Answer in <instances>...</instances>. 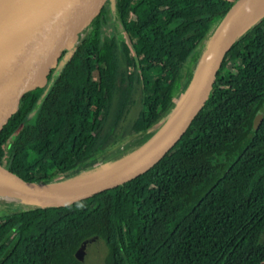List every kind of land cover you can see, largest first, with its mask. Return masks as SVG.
<instances>
[{
	"label": "trees",
	"instance_id": "obj_1",
	"mask_svg": "<svg viewBox=\"0 0 264 264\" xmlns=\"http://www.w3.org/2000/svg\"><path fill=\"white\" fill-rule=\"evenodd\" d=\"M233 1L109 3L37 107L43 89L27 92L0 129L5 164L47 182L139 146L185 91L188 57ZM108 12L131 48L101 36ZM203 106L136 177L70 204L0 215V264H84L76 251L91 235L104 243L103 264H264V15L230 45Z\"/></svg>",
	"mask_w": 264,
	"mask_h": 264
},
{
	"label": "water",
	"instance_id": "obj_2",
	"mask_svg": "<svg viewBox=\"0 0 264 264\" xmlns=\"http://www.w3.org/2000/svg\"><path fill=\"white\" fill-rule=\"evenodd\" d=\"M114 0H0V129L13 117L24 95L33 90H42L35 101L40 103L47 86L66 59L72 53L87 28L100 11ZM248 0H234L213 32L203 40L206 46L192 77L180 98L189 90L190 94L177 115L171 129L152 149L134 163L110 173L100 180L77 190L59 188L60 183L77 179L81 174L119 161L142 147L162 123L173 112L175 105L155 128L150 137L118 160L95 164L91 169L57 181H29L24 179L0 160V169L18 195L5 200L27 201L36 205H66L113 188L152 167L182 136L192 119L202 109L214 82L221 61L237 37L248 27L236 32L232 23ZM198 68V73L195 71ZM195 75L197 77L194 79ZM194 79V81H193ZM192 83V84H191ZM103 245L98 235L82 240L81 247ZM79 258V257H78ZM80 259V258H79Z\"/></svg>",
	"mask_w": 264,
	"mask_h": 264
},
{
	"label": "bare ground",
	"instance_id": "obj_3",
	"mask_svg": "<svg viewBox=\"0 0 264 264\" xmlns=\"http://www.w3.org/2000/svg\"><path fill=\"white\" fill-rule=\"evenodd\" d=\"M264 13V0H248L239 10L237 15L235 16L233 23H232V30L239 32L246 27H248L255 19H257L259 16H261ZM198 73V68L195 71V74ZM197 77L195 75L194 79ZM193 79V81H194ZM192 84V83H191ZM190 91L188 90L180 99L177 100L176 106L172 112V114L165 119V121L162 123V125L159 127L157 132L150 137L147 142L140 147L135 152L127 155L123 159L112 162L106 166L93 169L92 171H89L87 173H83L78 177L77 179H71L64 183H60L58 185L59 188L65 189V190H77L81 189L85 186L90 185L91 183H94L98 180H100L102 177L110 174L115 173L119 169L124 168L141 157L145 155V153L152 149L158 143L165 135L166 133L171 129L174 122L176 121V117L179 114V112L184 107L187 98L189 97ZM204 107V106H203ZM57 180V179H56ZM18 195L15 189L10 185L6 177L3 175L1 169H0V195ZM4 199V198H3Z\"/></svg>",
	"mask_w": 264,
	"mask_h": 264
},
{
	"label": "rangeland",
	"instance_id": "obj_4",
	"mask_svg": "<svg viewBox=\"0 0 264 264\" xmlns=\"http://www.w3.org/2000/svg\"><path fill=\"white\" fill-rule=\"evenodd\" d=\"M173 23H178V20L174 21ZM100 33L101 36L103 37L104 35L108 36H113L116 41L120 44H122L126 49L131 48L130 42L128 41L122 26L118 19L114 17L110 12L107 13V18L103 22V24L100 26ZM206 46V40H202V42L191 52V55L188 57L186 61V66H189L190 69L195 70L196 64H198V56H201L203 54V51ZM192 60V63L190 62ZM181 92H177L175 94V101L180 99ZM8 142L2 144L0 146V158L1 161L5 163L6 160V144ZM60 178L59 174H55L50 180L52 181H57ZM57 179V180H56ZM8 197H12V195L6 194V195H0V215H4L5 213H8L10 211H15V210H20L24 208H28L31 206L27 201H20L16 203H9L8 205L11 206V208H6L5 199ZM4 198V199H3ZM82 251L78 252V257L80 260L84 262V264H103V254L105 251V248L103 245H98V246H90L87 248L86 245L81 247Z\"/></svg>",
	"mask_w": 264,
	"mask_h": 264
}]
</instances>
